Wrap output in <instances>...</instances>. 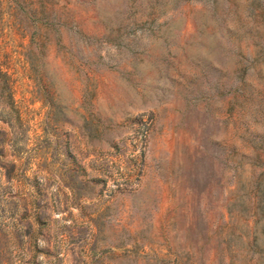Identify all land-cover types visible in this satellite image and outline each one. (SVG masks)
<instances>
[{
	"label": "rangeland",
	"instance_id": "374dc122",
	"mask_svg": "<svg viewBox=\"0 0 264 264\" xmlns=\"http://www.w3.org/2000/svg\"><path fill=\"white\" fill-rule=\"evenodd\" d=\"M0 264H264V0H0Z\"/></svg>",
	"mask_w": 264,
	"mask_h": 264
},
{
	"label": "trees",
	"instance_id": "16d2710c",
	"mask_svg": "<svg viewBox=\"0 0 264 264\" xmlns=\"http://www.w3.org/2000/svg\"><path fill=\"white\" fill-rule=\"evenodd\" d=\"M182 1H188V0H176V3L178 4V3L182 2ZM0 77H1V78H5L6 75H5V74H2V73L0 72ZM261 176H264V172L261 174ZM262 181H264V179L261 180L260 182H262Z\"/></svg>",
	"mask_w": 264,
	"mask_h": 264
}]
</instances>
